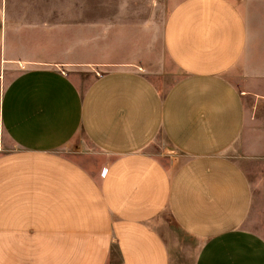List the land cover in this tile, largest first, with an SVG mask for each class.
I'll list each match as a JSON object with an SVG mask.
<instances>
[{"label": "crops", "instance_id": "crops-1", "mask_svg": "<svg viewBox=\"0 0 264 264\" xmlns=\"http://www.w3.org/2000/svg\"><path fill=\"white\" fill-rule=\"evenodd\" d=\"M5 31L0 8V264H178L165 214L198 243L192 264H264L245 225L264 161V0H169L180 76L165 91L128 68L81 91L8 56ZM160 138L175 169L149 150Z\"/></svg>", "mask_w": 264, "mask_h": 264}, {"label": "rangeland", "instance_id": "rangeland-1", "mask_svg": "<svg viewBox=\"0 0 264 264\" xmlns=\"http://www.w3.org/2000/svg\"><path fill=\"white\" fill-rule=\"evenodd\" d=\"M0 8L5 14L8 56L48 63L66 73L81 91L95 78L119 68L141 73L159 91L180 76L162 44L169 0H0ZM77 144L82 150L85 137L79 135ZM149 150L163 155L172 169L181 161L163 138ZM227 152L232 160L242 162L239 149ZM258 169L251 176L255 206L245 225L264 238V161ZM163 219L165 236L176 245L178 264H192L198 243L178 230L167 214Z\"/></svg>", "mask_w": 264, "mask_h": 264}]
</instances>
